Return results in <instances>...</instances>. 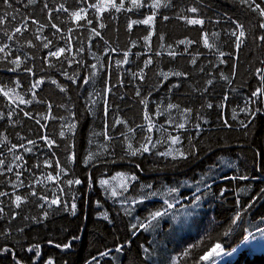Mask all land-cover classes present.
Returning a JSON list of instances; mask_svg holds the SVG:
<instances>
[{"label":"trees","instance_id":"1","mask_svg":"<svg viewBox=\"0 0 264 264\" xmlns=\"http://www.w3.org/2000/svg\"><path fill=\"white\" fill-rule=\"evenodd\" d=\"M101 1L37 0L27 8L14 3L20 9L17 19L4 27L11 30L25 16L45 27L38 31L39 24L29 23L28 31L15 41L0 34V44L11 46L8 59L23 61L20 69L10 71L14 66L0 53V88L8 92L7 97L0 93L4 117L0 119V159L5 160V168L12 165L14 172L22 171L24 182L20 186L6 170L0 175V191L9 193V197H0L4 209L0 213V264H16L17 260L47 264L49 259L54 264H204L200 258L216 244L226 254L235 255L225 264H264V251L251 252L245 247L248 239L264 231V101H250L251 93L261 86L255 70L264 68V42L257 39L264 35L258 27L264 18L239 0H171L168 7L164 5L169 0H160L159 8L151 7L156 0H142L140 8L124 0L125 9L120 12L110 6L102 12L88 7L100 6ZM44 3L50 9L60 4L69 9L52 12L59 33L49 24ZM197 6L199 13L187 11ZM81 8L86 9L82 15L91 24L70 16ZM153 12L151 25L135 24L129 29L131 21L144 20ZM185 15L204 19L203 28L178 18ZM101 23L105 27L100 28ZM236 23L244 24L246 32L239 50L231 35ZM93 28L101 35L95 36ZM204 32L211 48L204 45ZM69 36L71 50L59 59L49 57L50 51L67 49ZM48 40L52 43L46 49L43 43ZM181 40L194 43L180 44ZM173 51L174 57L169 54ZM149 58L152 64L145 67ZM26 67L34 74L25 72ZM141 69L142 80L138 78ZM161 72L169 73L168 78ZM175 72L185 75H171ZM39 79L45 82L33 90L32 84ZM52 79L66 91H60ZM210 79L213 83L208 85ZM21 98L31 103H21ZM116 120L126 123L113 126ZM180 123L184 129L177 127ZM71 124L75 128L70 131ZM43 136L55 141L51 148ZM146 136L155 144L149 145L150 152L126 154L128 143L139 147ZM176 136L179 144L171 142ZM13 144L17 148L9 151ZM21 144L32 151H24ZM192 145L195 155L180 158L177 150L189 152ZM73 153L75 159L70 160ZM17 155L23 161H16ZM24 162V168L15 167ZM133 175L137 179L132 180ZM77 179L80 184L67 183ZM29 185L38 196L30 195ZM15 195L27 197L19 209L12 203ZM39 196L48 201L59 197L60 203L49 207ZM169 203L174 206L168 208ZM165 209L167 214L150 227H139L148 224L151 213ZM237 213L240 219L233 224ZM69 242L68 249L56 247ZM33 245L39 246V256L35 250L28 251ZM121 245L122 251L117 252ZM5 248L10 251L4 252ZM104 252L108 255L101 256Z\"/></svg>","mask_w":264,"mask_h":264},{"label":"snow or ice","instance_id":"2","mask_svg":"<svg viewBox=\"0 0 264 264\" xmlns=\"http://www.w3.org/2000/svg\"><path fill=\"white\" fill-rule=\"evenodd\" d=\"M37 2V0H27V3H24V0H0V34H2L3 37H5L8 41H15L16 37L18 35L22 36L24 34V32L28 31L29 29V23L31 24H39V28H38V31H42L43 28L45 27L44 24H40L39 21L33 19L31 16H25L22 21L20 23H18L17 25L13 26L11 28V30H8L6 27V25H9V24H12L13 21H16L17 19V14H19V11L20 9L19 8H14V3H20V4H23V6L25 8H27L29 5H34L35 3ZM170 2L171 0H169V4H165L164 7H168L170 6ZM239 2L242 4V5H245L247 6V8L256 13L259 17L261 18H264V6H262V3H264V0H261V2H257V0H239ZM131 3L132 5L135 7V8H140V7H143L144 6V3L142 2V0H131ZM109 4H110V7L112 9H114L116 12H120L122 9H125V4H124V0H120V3L117 4L115 2V0H109ZM161 5H160V0H156L155 3H153L151 5L152 8H159ZM88 7H91V8H95L98 12H102L106 9H104L102 6H98L96 4H90L88 5ZM44 8L45 9H48V19H49V24L52 28L56 29V32L59 33L61 31V29L55 24V23H52V12L53 11H63V12H69V9L65 7L64 4H60L58 8L56 9H50L48 8V4L47 3H44ZM9 10H12L11 12ZM127 10H131V9H127ZM188 12L190 13H193V14H197L201 11V9L197 6V7H191L189 9H187ZM86 12V9L84 8H81V9H78L76 11H71L69 14L71 17H73L77 22L81 21V20H86L88 24H91L92 21L90 19H87V16L86 15H82V13H85ZM15 13V14H13ZM155 16H156V13L153 12L152 15L148 16L147 18H145L144 20H133L131 21V23L128 25L129 29L132 28L133 25L135 24H144V25H151L153 22H154V19H155ZM179 19H183L188 25H192V26H196V25H199L201 28H203V25L205 23L204 19L202 18H198L197 16H182V17H178ZM164 20H167L169 19L167 16H164L163 17ZM82 26V25H81ZM100 28H103L105 27V25L103 23H101L99 25ZM258 27L260 29H264V22H261L258 24ZM69 33L72 32V29H69L68 30ZM92 32L94 33L95 36H100L101 33L96 29V28H93L92 29ZM231 35L235 37V48L237 50H239L241 48V45L243 43V39L246 37V32H245V26L244 24L242 23H236L235 25V29L231 32ZM150 36H151V33L149 34V36H146L145 37V40H149L150 39ZM39 39V37H37ZM63 38V37H62ZM202 38L204 40V45L205 47H209L211 48L212 45H210L208 43V33L207 32H204L202 34ZM45 40H47V37L44 38ZM67 42H68V47L67 49L65 47H60L58 49H56L55 51H50L48 53V56L49 57H54V58H57L59 59L66 51H70L71 50V36L67 37ZM160 40H163L164 37L161 35L159 37ZM257 39L259 41H262L264 42V35H260L257 37ZM28 45L29 47H33L34 45L32 44V41L29 40L28 42ZM52 41L48 40L46 43H43V47L44 48H49V46L51 45ZM180 44H185L187 43L188 45H191L192 43H194V41H191V40H188V41H185V40H181L179 41ZM10 45L8 43H3V44H0V53H3L4 56L3 58L5 60H8V62L10 64H12L14 67H12L11 69H9L10 71H17L18 69L21 68V65L23 63V61L19 58V57H15V58H12V59H8V57L11 55V51H10ZM171 47V46H169ZM113 51H115V49H113ZM160 53L157 52L156 55H159ZM171 56H175L176 53L173 51L171 53H169ZM225 54L223 52L220 53V56H224ZM238 59V57H237ZM124 63L127 62V53H125V60L123 61ZM193 64L196 63V59L193 58L192 61H191ZM225 61L221 60V63H224ZM261 63H264V61H261ZM152 64V60L151 58H149L148 60L145 61V67H148L149 65ZM93 68H95L96 66L95 65H92ZM25 72H28L30 74H34L32 72V68L30 67H26L23 69ZM165 79L168 78L169 76V73H164V72H161L160 73ZM255 74L259 77L260 81H261V86L258 87L255 91H253L251 93V97H250V101L252 103H255V99L253 98H256V99H260L262 101H264V68H256L255 70ZM63 75H65L68 79L72 80L73 83H75V79L71 76H67V73H63ZM136 75V74H134ZM171 75H175V76H182V75H185V73H181V72H175V73H171ZM233 75H235V72L233 73ZM139 79H143V69H141V73L139 74ZM223 79L225 80H228V77H222ZM45 81L43 79H39L37 81H35L33 84H32V89H36L39 85L43 84ZM51 83L52 84H56L58 87H60V91L64 92L66 91V88L64 87H61L58 82L55 80V79H52L51 80ZM84 83H88V80H84ZM213 83V81L210 79L207 81V84L208 85H211ZM229 83H231V81L229 80ZM17 86H18V82H17ZM173 87H178V85H173ZM107 91H111V89H107ZM205 91H207V88H205ZM0 93H3L4 96H8V92L4 90V88H0ZM138 96L140 95V92L139 90H137V93H136ZM33 96H35V92H33ZM21 103H31V101H24L23 98H21ZM209 108L212 107L211 104H208L207 105ZM49 107V110L51 109V105L48 106ZM169 108H179V105H169ZM105 111H107V107L105 109ZM185 112H190L191 110L190 109H185L184 110ZM248 111H251V109H248ZM256 111H259V109H256ZM254 114V113H253ZM25 116H28L29 118H33L30 116V114L28 112H25L24 113ZM9 116H11V113H9ZM3 113H0V119H3ZM45 119H47V117H45ZM146 119H148V117L146 116ZM36 123L37 124H40V120L37 119L36 120ZM126 121H123V120H116L113 124V126H115V124H125ZM227 123V122H226ZM242 126L246 127L247 125H245L243 122H241ZM46 127V125H41V128H44ZM142 127V126H140ZM178 128L180 129H184L185 128V124L184 123H180L177 125ZM196 129L199 130L200 129V125L199 124H196L195 125ZM68 128L69 130H73L75 128V124H71V125H68ZM149 131H151V128L148 129ZM129 131H132V129H129ZM107 133H105L106 135ZM65 133L63 131L60 132V136L61 137H64ZM7 138L5 137V140ZM41 139L45 140L47 146L49 148H51L55 141L53 140H50L47 136H43L41 137ZM109 139H111V137H109ZM125 139H127V137H125ZM144 143H141L139 145V147H136V148H133V145L131 143H128L127 144V149H126V154H129V155H132V156H136V155H143L144 153H147V152H150L151 151V148L149 145H151V147H155V144H153L152 142V139H151V136H146L144 138ZM171 142L173 144H179L180 143V138L179 136H176V137H172L171 138ZM28 143L29 144H35L36 142L35 141H32V140H28ZM19 147L21 148H24V151L26 152H30L32 151L31 148H25L23 144H21ZM71 147V146H69ZM17 148V145L13 144L11 145V148L9 149V151H11L12 149H15ZM178 153H179V157L182 158V159H185L187 160L188 157L190 155L194 156L195 155V145H192V149L189 151V152H184L182 150H177ZM0 155H2V153H0ZM163 155L167 156V155H171V152H165L163 153ZM176 157H173V159H175ZM70 160H74L75 159V154L73 153L70 157H69ZM89 159H91V157H89ZM15 160L16 161H23V156L21 155H17L15 156ZM112 163H115L116 161L115 160H112L111 161ZM24 163H21V164H18V165H15L16 168H24ZM47 163V161H46ZM57 163H59L57 161ZM137 167H139V165H137ZM5 170L6 172L8 173H13L16 177V180L19 181V185L20 186H24V182L23 180L20 179V177L23 175V172L22 171H15L14 172V168L12 165H8L6 168H5V160L3 159H0V175H4L5 174ZM25 170H27L25 168ZM61 172H64V169L61 168L60 170ZM59 175V174H58ZM119 175H123V174H119ZM243 179H247V177H242ZM49 179H52L51 176H49ZM132 180H135L137 179V177L135 175H133L131 177ZM12 186L13 188H16L17 185L15 183V181H12ZM69 185L75 183V184H80L81 181L79 179L75 180V181H71L69 180L67 182ZM102 184H106L107 181H101ZM30 188H32L31 185H29ZM147 187H151V185H148ZM174 191V189H173ZM30 195L31 196H38V193L36 192V190L34 188H32L31 192H30ZM113 196H116L117 193L115 191H113L112 193ZM0 197H9V193L8 192H4V191H0ZM40 200H43L45 201V203L48 204L49 207H51L52 205H59L60 203V199L59 197L55 198V199H52L51 201H48V198L46 196H39L38 197ZM27 197H22L21 195H15L14 196V200L12 201V203L15 204V207L17 209H19L21 207V204L24 203L26 201ZM195 199L198 201L200 199L199 196H196ZM141 201H133V203H139ZM167 203V202H166ZM174 205L173 204H167V207L168 208H172ZM40 207H44V204H41ZM65 207H67V205H65ZM72 209H73V214H75V208H76V205L75 204H72ZM4 212V209L3 208H0V213H3ZM167 214V210L165 209L163 212L161 211H156L154 213H151L150 214V218H149V221H148V224H140L139 227L140 228H144V229H147L148 227L151 226V223L152 221H155L157 220L158 217H162L164 215ZM48 213L45 212L44 213V216L47 217ZM14 218V217H13ZM105 219H107V217H105ZM240 219V214L237 213V216L235 219H233L232 223L235 224L236 221ZM133 229H137V225L136 224H133L131 226ZM228 233L226 232L225 235H227ZM79 237H73V239H78ZM51 243V241L49 242ZM56 247L60 248V247H63L65 249H68L71 247V243H67V244H64L63 246L57 244ZM220 245L219 244H216L214 248H212V250L208 253H206L204 256H202L200 259L201 260H204V261H208L210 260V258L213 256V254L215 255H220V252H219V249H220ZM123 249V245L119 246L116 248V251L117 252H120L122 251ZM36 251V255L39 256V246L38 245H33L32 247L28 248V251L29 252H32V251ZM4 252H9L10 249H3ZM145 252L148 251V249H144ZM101 256H106L108 255V252H104V253H101L100 254ZM96 258L93 257V260H95ZM16 264H20V261H16ZM47 264H54L53 260L52 259H49L47 261Z\"/></svg>","mask_w":264,"mask_h":264},{"label":"rangeland","instance_id":"3","mask_svg":"<svg viewBox=\"0 0 264 264\" xmlns=\"http://www.w3.org/2000/svg\"><path fill=\"white\" fill-rule=\"evenodd\" d=\"M101 2L102 3L100 4V6H102L104 8H108L110 6L109 0H102ZM214 247L215 246H213V248ZM245 247L248 250H251V252L264 251V231L261 232L260 234L256 235V236H253L250 239H248L247 243L245 244ZM219 252H220V255L213 254V256L210 258V260L204 261V264H225L227 259L232 260L235 258L234 254L232 256H230V254H226V251H224L222 246L220 247Z\"/></svg>","mask_w":264,"mask_h":264}]
</instances>
